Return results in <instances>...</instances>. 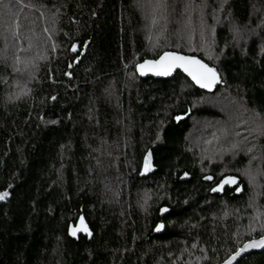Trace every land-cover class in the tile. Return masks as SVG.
Segmentation results:
<instances>
[{"label":"trees","instance_id":"1","mask_svg":"<svg viewBox=\"0 0 264 264\" xmlns=\"http://www.w3.org/2000/svg\"><path fill=\"white\" fill-rule=\"evenodd\" d=\"M137 2L0 0V264H220L264 235V0H191L194 21L212 28L202 48L178 40L182 0H165L151 33ZM165 51L200 58L219 86L134 73ZM211 98L237 107L253 132L223 128L238 149L209 160L187 136L193 118L219 120L199 107ZM248 163L259 173L253 205ZM227 174L236 183L213 192ZM80 217L90 235L72 236ZM238 264H264V251Z\"/></svg>","mask_w":264,"mask_h":264},{"label":"rangeland","instance_id":"2","mask_svg":"<svg viewBox=\"0 0 264 264\" xmlns=\"http://www.w3.org/2000/svg\"><path fill=\"white\" fill-rule=\"evenodd\" d=\"M220 1L222 0H216L217 5L220 3ZM137 3L139 4V7L142 12H143V9L145 10L144 19H145V24H146V30L148 32L151 33V31L155 29L157 26L164 25V23H161L162 19L164 20L166 19L165 16L163 17V11L154 13L153 8L150 6V0H138ZM189 3L191 4V7L186 8L185 5ZM180 5H182L181 12L178 14V17H176L177 19H175V21L173 20V22L177 23L176 27L179 30L178 40L181 42V44L182 43L188 44L187 47L202 48V46H204L205 43H209V40H207V38L209 37H206V36L207 35L211 36L212 28H210L209 26L210 28L209 29L208 25L204 23V21L202 25L201 19L197 23L194 21L195 19L193 18L196 14H198L197 12L199 11V9L195 8L194 7L195 5L193 6V3L191 2V0H182V4ZM218 14H219L218 11H216L215 17H213L216 25L222 21V16L221 15L218 16ZM170 18H169V21L172 20V18L171 20ZM153 19L156 20L155 24H153L152 22ZM205 30L209 31V34ZM202 32H203V41L201 39V43L203 45L201 44L199 46V45L194 44L195 41L199 40L197 38H202L201 37ZM153 35L155 36V34ZM247 36L248 35H245V37ZM149 37L154 38L151 34H149ZM210 42H211V39H210ZM199 107L212 108L216 111H219V114H220L219 120L215 119L212 121L210 119L193 118L190 122L192 123L193 127H192L191 132L187 136L188 138L187 141L188 143L191 144V146L195 150H197V152L199 153L200 159L210 160L214 158L215 156L217 159H220L223 156H225L227 152L228 153L233 152L238 147V145L237 146L233 145V146L228 147L229 145V139H227L228 132L226 130H223V128L231 129V130L237 129L239 134H243L245 136L253 132V129H251L250 127L251 125L247 123V121H244L245 119L242 115L243 113H241V111L237 109V107L230 104L229 101L225 100V98L202 99ZM248 127H250V129H248ZM252 143L253 141H250L248 145L249 147H246V149L244 150L245 155L247 154L249 158L253 154L254 148H255L253 147ZM246 170L250 172L252 177H254V180L252 182H250L249 177L244 174ZM240 173L242 174V176L244 175L246 176V179L251 185V189H252V199L251 200L252 201L250 203L253 205L256 202L257 194H258L256 190L259 188L258 187L259 184L256 183L255 180L256 178H259V173L258 171H254V168L250 163H248L247 166L242 171H240ZM228 176H231V175L227 174L226 177ZM254 212L256 213V211ZM255 215H257V213ZM259 219H262L261 221H259L260 224H264V217L261 216ZM259 219L257 218L255 219L253 216L248 227L252 226L255 229L258 225Z\"/></svg>","mask_w":264,"mask_h":264},{"label":"snow or ice","instance_id":"3","mask_svg":"<svg viewBox=\"0 0 264 264\" xmlns=\"http://www.w3.org/2000/svg\"><path fill=\"white\" fill-rule=\"evenodd\" d=\"M19 3V0H16ZM150 6L153 8V12H161L163 9L167 7L165 0H150ZM186 8L191 7V4H186ZM223 10V7H221ZM153 24L156 23V20L153 19ZM201 22L203 25V18L201 17ZM202 41H203V32L201 33ZM72 51H76V45L72 46ZM264 51V49H262ZM212 57L209 56V59ZM17 64L19 63V57L16 58ZM174 69H181L184 73L187 74L191 80L198 85L202 89H208L209 91L219 83L218 73L217 70L213 67H209L206 63H203L200 59L195 58L194 56H185V55H178L173 52H164L162 55L159 56V59L155 60H144L143 63L137 64L136 70L139 72L141 76L145 75L146 72H151L153 75L157 76H168L172 73ZM14 71H20L19 68H14ZM10 99L12 97H9ZM19 98L18 96L16 97ZM52 99H55L53 97ZM177 121H180L182 117L177 116L175 117ZM54 123V122H53ZM261 131L264 133V125H261ZM157 140H160V134H157ZM152 153L149 151L144 156L143 161V170L144 172L152 170V163H151ZM143 174V173H142ZM246 176L249 177L250 182L254 180V177L251 176L249 171H245L244 173ZM187 175V174H185ZM205 180H213L211 175H207L204 177ZM236 183V178L228 176L220 181V183L215 187L212 188L213 192H219L224 189L226 185L231 186ZM11 187V185H9ZM237 191H240L237 188ZM9 196L8 191L0 192V201L5 200ZM167 209H161V212H166ZM251 227V226H250ZM261 229L264 230V224H261ZM163 228V225H157L156 231H160ZM83 231L86 234H89V230L87 225L85 224L84 218L80 217L79 225L75 228L70 226L69 234L75 236L77 232ZM251 231L255 232V229L252 228ZM195 247V245H193ZM250 248H264V235H261L258 239L253 238L243 244L242 247H238L232 255L228 256L223 264H238L237 258L241 256L242 253L246 252Z\"/></svg>","mask_w":264,"mask_h":264},{"label":"water","instance_id":"4","mask_svg":"<svg viewBox=\"0 0 264 264\" xmlns=\"http://www.w3.org/2000/svg\"><path fill=\"white\" fill-rule=\"evenodd\" d=\"M166 52V51H165ZM167 52H173V53H176V54H178V55H183V53H180V52H175V51H167ZM164 53V52H163ZM163 53H161L160 55H162ZM159 55V56H160ZM185 56H193V55H189V54H184ZM159 56L158 57H156V58H149V59H144V60H155V59H159ZM195 58H197V59H200V58H198V57H196V56H194ZM144 60H142L141 62H139L138 64H141V63H143V61ZM201 60V59H200ZM202 61V60H201ZM203 62V61H202ZM203 63H205V62H203ZM136 66H137V64H136ZM136 66H135V72L134 73H136L137 74V76L139 77V78H154V79H171L176 73H180V74H182L184 77H186L191 83L190 84H192L195 88H197L198 90H200V91H202V92H205V93H211L212 94V92L217 88V86H219V84H220V82H221V80H220V76H219V74H218V78H219V83L218 84H216L213 88H212V90L211 91H209L208 89H202V88H200L198 85H196L192 80H191V78L190 77H188L187 76V74L186 73H184L183 72V70H181V69H174L173 71H172V73L170 74V75H168V76H157V75H153L151 72H146L145 73V75H143V76H141L140 74H139V72H137V70H136ZM209 66V65H208ZM210 67V66H209ZM161 230H162V228H161ZM160 230V231H161ZM156 231V230H155ZM156 232H159V231H156ZM256 239H258V238H256ZM249 241V240H248ZM247 242V241H246ZM245 243V242H244ZM243 246V245H242ZM241 246V247H242ZM264 251V248H250V249H248L246 252H244V253H242L241 254V256L240 257H238L237 258V261H239V260H241L244 256H246V255H248V254H250V253H253V252H263ZM235 253V252H234ZM233 254V253H232ZM224 262V261H223ZM223 262L222 263H220V264H223ZM234 264H236V262H234Z\"/></svg>","mask_w":264,"mask_h":264}]
</instances>
